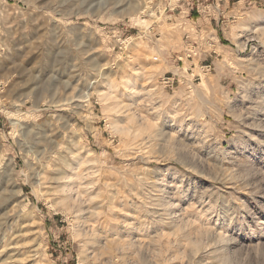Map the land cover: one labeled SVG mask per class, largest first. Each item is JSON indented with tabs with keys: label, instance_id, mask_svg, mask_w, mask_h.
Instances as JSON below:
<instances>
[{
	"label": "rangeland",
	"instance_id": "374dc122",
	"mask_svg": "<svg viewBox=\"0 0 264 264\" xmlns=\"http://www.w3.org/2000/svg\"><path fill=\"white\" fill-rule=\"evenodd\" d=\"M0 264H264V0H0Z\"/></svg>",
	"mask_w": 264,
	"mask_h": 264
},
{
	"label": "built area",
	"instance_id": "2783aa9c",
	"mask_svg": "<svg viewBox=\"0 0 264 264\" xmlns=\"http://www.w3.org/2000/svg\"><path fill=\"white\" fill-rule=\"evenodd\" d=\"M185 38L189 39V35H186ZM193 45H195V43H193ZM187 52H188V54H187L186 58H190L192 55L196 56V54H197V51H196V49H194V47H191L190 50H188ZM153 60L156 61L157 57H154ZM163 79H164L163 83H164L165 87L171 88L174 85V81L172 79H170V78H167V79L163 78Z\"/></svg>",
	"mask_w": 264,
	"mask_h": 264
},
{
	"label": "bare ground",
	"instance_id": "6f19581e",
	"mask_svg": "<svg viewBox=\"0 0 264 264\" xmlns=\"http://www.w3.org/2000/svg\"><path fill=\"white\" fill-rule=\"evenodd\" d=\"M139 19H140V18H138V22H137V23H140V24H142V23H143V21H141V20H139ZM136 21H137V20H136ZM78 98H79V97H78ZM52 103H53V102H52ZM67 103H68V102H67ZM78 103H81V100H77V101H76V105H75L76 107H77V105L79 106V104H78ZM55 104H57V103H55ZM64 105H65V104H64ZM64 105H63V106H64ZM36 106H37V105H36ZM55 106H56V105H55ZM68 106H69V105H68Z\"/></svg>",
	"mask_w": 264,
	"mask_h": 264
},
{
	"label": "crops",
	"instance_id": "0c3cea01",
	"mask_svg": "<svg viewBox=\"0 0 264 264\" xmlns=\"http://www.w3.org/2000/svg\"><path fill=\"white\" fill-rule=\"evenodd\" d=\"M193 4H194V2H193ZM184 13H187V12H184ZM191 19H194V18L192 17ZM196 19H197V18H196Z\"/></svg>",
	"mask_w": 264,
	"mask_h": 264
}]
</instances>
